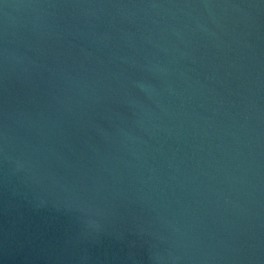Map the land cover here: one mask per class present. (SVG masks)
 Returning <instances> with one entry per match:
<instances>
[{
	"label": "water",
	"instance_id": "95a60500",
	"mask_svg": "<svg viewBox=\"0 0 264 264\" xmlns=\"http://www.w3.org/2000/svg\"><path fill=\"white\" fill-rule=\"evenodd\" d=\"M0 264H264V0H0Z\"/></svg>",
	"mask_w": 264,
	"mask_h": 264
}]
</instances>
